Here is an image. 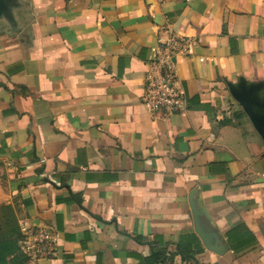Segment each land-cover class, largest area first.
<instances>
[{
	"label": "crops",
	"instance_id": "obj_1",
	"mask_svg": "<svg viewBox=\"0 0 264 264\" xmlns=\"http://www.w3.org/2000/svg\"><path fill=\"white\" fill-rule=\"evenodd\" d=\"M170 35L195 44L163 116L141 100ZM231 88L264 115V0H0V240L51 231L37 264H264V139Z\"/></svg>",
	"mask_w": 264,
	"mask_h": 264
},
{
	"label": "built area",
	"instance_id": "obj_2",
	"mask_svg": "<svg viewBox=\"0 0 264 264\" xmlns=\"http://www.w3.org/2000/svg\"><path fill=\"white\" fill-rule=\"evenodd\" d=\"M194 44V40L184 36L170 35L167 39H159L152 59L147 62L145 92L141 100L148 112L172 116L185 110L186 91L177 75L176 59ZM21 236L19 248L27 257V264H37L38 260L56 254V237L51 231L34 227Z\"/></svg>",
	"mask_w": 264,
	"mask_h": 264
},
{
	"label": "water",
	"instance_id": "obj_3",
	"mask_svg": "<svg viewBox=\"0 0 264 264\" xmlns=\"http://www.w3.org/2000/svg\"><path fill=\"white\" fill-rule=\"evenodd\" d=\"M230 91L233 98L241 105L244 112L247 114V116L253 123L254 127L258 130V132L264 139V115L262 116L259 115L254 109V106L257 105V102L254 99H252L253 90H246L245 88H240L239 90H237L231 88ZM194 220H195V229L197 234L201 237L206 248L209 250H213V248L208 244L209 236L205 235L202 232L195 213H194Z\"/></svg>",
	"mask_w": 264,
	"mask_h": 264
},
{
	"label": "trees",
	"instance_id": "obj_4",
	"mask_svg": "<svg viewBox=\"0 0 264 264\" xmlns=\"http://www.w3.org/2000/svg\"><path fill=\"white\" fill-rule=\"evenodd\" d=\"M22 236L0 240V264H27V257L20 252ZM10 259V260H8Z\"/></svg>",
	"mask_w": 264,
	"mask_h": 264
},
{
	"label": "rangeland",
	"instance_id": "obj_5",
	"mask_svg": "<svg viewBox=\"0 0 264 264\" xmlns=\"http://www.w3.org/2000/svg\"><path fill=\"white\" fill-rule=\"evenodd\" d=\"M6 217H7L8 225L9 226L11 225L13 227V225H14L13 219L10 216H6Z\"/></svg>",
	"mask_w": 264,
	"mask_h": 264
}]
</instances>
